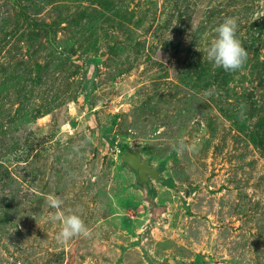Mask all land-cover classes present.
<instances>
[{
    "label": "rangeland",
    "instance_id": "obj_1",
    "mask_svg": "<svg viewBox=\"0 0 264 264\" xmlns=\"http://www.w3.org/2000/svg\"><path fill=\"white\" fill-rule=\"evenodd\" d=\"M0 264H264V0H0Z\"/></svg>",
    "mask_w": 264,
    "mask_h": 264
},
{
    "label": "clouds",
    "instance_id": "obj_2",
    "mask_svg": "<svg viewBox=\"0 0 264 264\" xmlns=\"http://www.w3.org/2000/svg\"><path fill=\"white\" fill-rule=\"evenodd\" d=\"M237 23L232 17H227L215 28V35L211 39L205 52L213 68H222L224 71L240 69L247 59V52L236 36ZM184 145L181 144V148ZM193 147H195L193 145ZM49 207L56 210L47 219L60 221L61 227L56 234L58 243H64L77 235H86L87 228L80 215L61 211L63 201L58 198H49Z\"/></svg>",
    "mask_w": 264,
    "mask_h": 264
},
{
    "label": "water",
    "instance_id": "obj_3",
    "mask_svg": "<svg viewBox=\"0 0 264 264\" xmlns=\"http://www.w3.org/2000/svg\"><path fill=\"white\" fill-rule=\"evenodd\" d=\"M122 158L130 166L137 170L138 176L143 178L145 181L148 179V173L153 175L154 171L148 166L147 161L141 160V155L138 149L127 148L123 154ZM150 185V183H149Z\"/></svg>",
    "mask_w": 264,
    "mask_h": 264
},
{
    "label": "trees",
    "instance_id": "obj_4",
    "mask_svg": "<svg viewBox=\"0 0 264 264\" xmlns=\"http://www.w3.org/2000/svg\"><path fill=\"white\" fill-rule=\"evenodd\" d=\"M151 192H153V190Z\"/></svg>",
    "mask_w": 264,
    "mask_h": 264
}]
</instances>
